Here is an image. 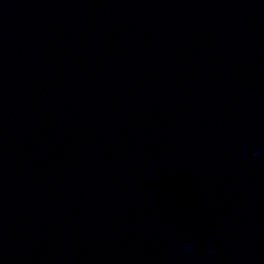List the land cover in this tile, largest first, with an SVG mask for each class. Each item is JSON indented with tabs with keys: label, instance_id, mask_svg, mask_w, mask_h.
I'll return each instance as SVG.
<instances>
[{
	"label": "water",
	"instance_id": "95a60500",
	"mask_svg": "<svg viewBox=\"0 0 264 264\" xmlns=\"http://www.w3.org/2000/svg\"><path fill=\"white\" fill-rule=\"evenodd\" d=\"M0 264H264V0H0Z\"/></svg>",
	"mask_w": 264,
	"mask_h": 264
},
{
	"label": "clouds",
	"instance_id": "9594fccd",
	"mask_svg": "<svg viewBox=\"0 0 264 264\" xmlns=\"http://www.w3.org/2000/svg\"><path fill=\"white\" fill-rule=\"evenodd\" d=\"M251 155H252L253 158H255V157H257V156L260 155V152H259V151H253ZM190 248H191V245H190V244H185V245H184V250H185V251H188ZM212 251H213L212 246L209 245V247H208V252H209V253H212Z\"/></svg>",
	"mask_w": 264,
	"mask_h": 264
}]
</instances>
